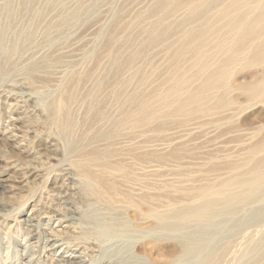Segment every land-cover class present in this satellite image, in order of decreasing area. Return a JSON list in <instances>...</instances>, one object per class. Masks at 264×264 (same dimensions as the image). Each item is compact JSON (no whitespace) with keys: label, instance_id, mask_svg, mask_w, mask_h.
Masks as SVG:
<instances>
[{"label":"rangeland","instance_id":"1","mask_svg":"<svg viewBox=\"0 0 264 264\" xmlns=\"http://www.w3.org/2000/svg\"><path fill=\"white\" fill-rule=\"evenodd\" d=\"M263 210L264 0H0V264H264Z\"/></svg>","mask_w":264,"mask_h":264},{"label":"bare ground","instance_id":"2","mask_svg":"<svg viewBox=\"0 0 264 264\" xmlns=\"http://www.w3.org/2000/svg\"><path fill=\"white\" fill-rule=\"evenodd\" d=\"M69 54V53H68ZM72 60V59H71ZM38 79V78H37ZM11 85V84H10ZM21 85L22 84H20L19 86L17 85V87H19V91L22 89V87H25V86H23L22 85V87H21ZM8 87V86H7ZM6 89V88H5ZM7 92H9V93H13V94H15V85L13 84L12 85V87H9V88H7V90H6ZM29 92V91H28ZM18 94V93H17ZM24 95H26V96H28V97H30V95L28 94V93H26V91L25 92H23V91H20V93H19V96H21L22 98H23V96ZM12 95H10V96H5V98H7V97H11ZM25 97V96H24ZM25 101H26V99H25ZM51 108V107H50ZM83 164V163H82ZM77 165V164H76ZM81 166V165H80ZM88 166V165H87ZM87 168H89V166L87 167ZM25 169V171H22V173H21V175H22V177H26L27 178V176H29V175H32L33 173H36V171H35V169L33 168V167H30V168H24ZM82 169V168H81ZM85 169L86 168H84V170H83V173L84 172H86L85 171ZM67 174V172L65 173V175ZM82 174V173H81ZM87 174V173H86ZM84 175H85V173H84ZM69 176V175H68ZM70 177V176H69ZM63 202H70V203H72V200H69V199H65V200H63ZM73 204V203H72ZM49 208V207H48ZM57 213L56 214H54V215H52L49 219H55V218H57V221H62V220H69V221H71L72 223H74V220H76L77 219V217H80V216H78V215H80V212H79V210L76 208H74V209H71L70 210V212H68V213H62V212H59V210H57L56 211ZM60 215V216H59ZM262 215H264V210L263 211H261V212H259V213H257V214H255L251 219H250V222L252 223V222H256ZM34 218L33 217H31V218H25V219H19L18 221L19 222H22V223H24V225L26 226V227H28V228H34V232L32 233L31 232V230H33V229H28L27 230V236H26V238H27V241L23 244V247L25 248V249H32L33 247H34V242H39V238H38V236L36 237L35 235H36V232H38L39 230V221H37L35 224L34 223H32L31 221L33 220ZM51 235H53V237H48V238H45L44 239V241L43 242H45V246L47 245L48 246V249H53L54 247H56V246H58V245H60L58 242H56L57 240H58V236H56V232H53V233H51ZM37 238V239H36ZM29 240H32L31 242H29ZM28 242V243H27ZM41 243V242H40ZM110 246V245H109ZM108 248V250L109 249H111V250H113L112 249V246H110V248L109 247H107ZM65 249V250H64ZM63 250H64V252L66 251V252H68V251H71V253H70V255H68L67 256V259H65V255H62L63 257H61V258H56V264H83L84 262H85V260H83L81 257L82 256H84V254H83V250H81V251H79V248H78V250H76V248H72V247H70V246H66L65 248H64ZM201 249H202V245H200V244H194L192 247H191V249H184V250H182L181 251V255H186L188 252H189V254H191L192 256H198L200 253H201ZM110 250V251H111ZM78 252V253H77ZM142 252V245H139V244H137L136 245V256H138V255H140V253ZM109 258H108V261L106 262V264H113V263H111V261H113V260H111L110 259V256H108ZM74 258H78V259H74ZM88 261H91V260H88ZM90 262H88V264H89ZM200 264H203V262H202V260L199 262ZM134 264V263H133Z\"/></svg>","mask_w":264,"mask_h":264}]
</instances>
